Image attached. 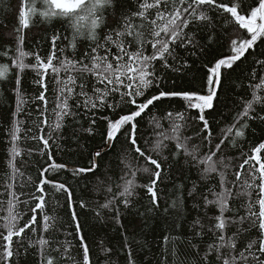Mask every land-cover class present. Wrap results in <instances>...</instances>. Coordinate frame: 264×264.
I'll list each match as a JSON object with an SVG mask.
<instances>
[{
  "label": "snow or ice",
  "instance_id": "1",
  "mask_svg": "<svg viewBox=\"0 0 264 264\" xmlns=\"http://www.w3.org/2000/svg\"><path fill=\"white\" fill-rule=\"evenodd\" d=\"M7 10L0 264H264V0Z\"/></svg>",
  "mask_w": 264,
  "mask_h": 264
},
{
  "label": "trees",
  "instance_id": "2",
  "mask_svg": "<svg viewBox=\"0 0 264 264\" xmlns=\"http://www.w3.org/2000/svg\"><path fill=\"white\" fill-rule=\"evenodd\" d=\"M15 0H0V22H7L9 24L13 23L12 20L5 21L4 18L6 15H10V13L7 10L8 5H14ZM40 35H43L41 33ZM39 36L35 37L33 40L29 41V45H33L35 42V39H38ZM47 49V45L45 44L44 47L42 48V51H45ZM33 73H28L27 76L25 77L24 80V85L25 88L28 90L29 95L32 94L34 91V86L32 85V78H33ZM222 111L226 112V109H222ZM0 113L3 115H0V155L3 154L4 148H5V136L3 134L2 129L5 127V122H6V117H7V106H0ZM99 140V136H97V141ZM79 194V193H77ZM159 233V229H157V234ZM151 231H149V236L148 240L149 243H151Z\"/></svg>",
  "mask_w": 264,
  "mask_h": 264
}]
</instances>
